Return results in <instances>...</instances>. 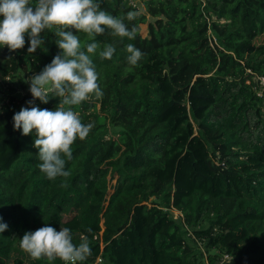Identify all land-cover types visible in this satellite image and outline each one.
<instances>
[{
	"label": "trees",
	"instance_id": "1",
	"mask_svg": "<svg viewBox=\"0 0 264 264\" xmlns=\"http://www.w3.org/2000/svg\"><path fill=\"white\" fill-rule=\"evenodd\" d=\"M101 7L138 34L97 37L116 52L112 60L93 56L103 98L74 108L95 126L72 146L67 187L39 170L35 136L14 130L12 119L29 107L31 75L60 51L56 37L42 33L47 52L29 54L27 36L23 49L0 48V139L9 132L0 145V223L8 225L0 264H48L19 246L45 223L68 227L77 245L88 237L84 264H221L216 255L201 259L184 236L200 223L193 236L201 247L264 264V0H102ZM129 12L138 15L129 21ZM129 43L145 54L135 67ZM34 103L54 110L59 98Z\"/></svg>",
	"mask_w": 264,
	"mask_h": 264
},
{
	"label": "clouds",
	"instance_id": "2",
	"mask_svg": "<svg viewBox=\"0 0 264 264\" xmlns=\"http://www.w3.org/2000/svg\"><path fill=\"white\" fill-rule=\"evenodd\" d=\"M101 2L0 0V48L7 47L14 53L25 47L27 36L29 54L38 48L47 52L42 38V33L47 30L55 35L54 43L60 49L51 63L38 74L31 75L27 82L32 96V100L27 101L29 107H21L12 119L14 130H20L24 136H35L33 147L38 150L39 170L49 181L63 178L61 187H67L66 180L71 175L66 165L74 158L72 146L77 140H86L95 126L94 123H83L74 108L101 100L104 95L93 56L98 54L102 60H112L116 52L112 43H104L101 48L102 42L97 37L110 35L123 42L125 38L135 40L138 34L135 25L129 28L123 18L103 10ZM137 15L129 12L127 20H134ZM80 33L92 42L83 44ZM126 51L129 54L127 62L134 67L145 55L132 43L126 45ZM51 97L59 98L54 110L41 109L34 103L39 100L47 104ZM7 229L6 223H0V233ZM73 240L68 227H60L57 231L45 223L35 231L25 232L19 246L33 260H46L48 264L56 260L62 264H84L92 255L88 237L82 236L78 245Z\"/></svg>",
	"mask_w": 264,
	"mask_h": 264
},
{
	"label": "rangeland",
	"instance_id": "3",
	"mask_svg": "<svg viewBox=\"0 0 264 264\" xmlns=\"http://www.w3.org/2000/svg\"><path fill=\"white\" fill-rule=\"evenodd\" d=\"M142 33L143 35H146V27L143 26L142 27ZM6 100V97H5V92H2L0 93V103H3L4 101ZM3 137L2 139H0V145H3L4 144V139L7 137V135L9 136V132L7 131H3ZM13 145H15V143H12ZM11 153H7L6 154V158H8V156H10ZM173 215V217L176 219V220H179V218H181V215L176 212V211H172L171 213ZM211 221V219L209 220V222ZM201 224V223H200ZM199 224V225H200ZM198 225V228H191V229H186L188 232L186 234H184V236L186 237L187 241L191 244V246L193 247L194 251L200 256L201 259H204L206 260V257L209 255V254H212V255H216V256H219L222 258V262L225 260V258L227 257H230V263L229 264H239V259L237 257H235L234 255H228L224 250L218 248L216 246V244H211L209 246H205V247H201L195 240L193 234L196 230H200L203 228V226H199ZM207 250H210V253H208ZM204 252H207L206 254ZM221 262V263H222Z\"/></svg>",
	"mask_w": 264,
	"mask_h": 264
},
{
	"label": "built area",
	"instance_id": "4",
	"mask_svg": "<svg viewBox=\"0 0 264 264\" xmlns=\"http://www.w3.org/2000/svg\"><path fill=\"white\" fill-rule=\"evenodd\" d=\"M260 84H261L262 86H264V79H263V78H260ZM259 95H262V93H259Z\"/></svg>",
	"mask_w": 264,
	"mask_h": 264
},
{
	"label": "bare ground",
	"instance_id": "5",
	"mask_svg": "<svg viewBox=\"0 0 264 264\" xmlns=\"http://www.w3.org/2000/svg\"><path fill=\"white\" fill-rule=\"evenodd\" d=\"M227 260H228V257H227V258H225V260H224V261H223L221 264L225 263Z\"/></svg>",
	"mask_w": 264,
	"mask_h": 264
}]
</instances>
